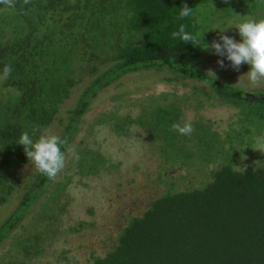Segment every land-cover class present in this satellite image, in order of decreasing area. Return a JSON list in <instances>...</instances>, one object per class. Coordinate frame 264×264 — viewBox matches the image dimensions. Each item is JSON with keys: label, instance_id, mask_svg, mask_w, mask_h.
Segmentation results:
<instances>
[{"label": "trees", "instance_id": "16d2710c", "mask_svg": "<svg viewBox=\"0 0 264 264\" xmlns=\"http://www.w3.org/2000/svg\"><path fill=\"white\" fill-rule=\"evenodd\" d=\"M184 5L193 8V15L181 20L178 13ZM248 17L264 18V0H0V73L11 68L7 78H0V206L14 192L11 174L29 162L23 146L17 144L19 137L43 136L85 77L87 85L67 111L61 138L64 155L101 91L129 74L167 69L215 92L217 98L207 96L196 109H234L237 124L221 133L202 121L194 122L191 135H179L173 125L183 126L180 109L169 103L164 92L155 94L159 102L153 117L124 116L122 123L115 122L112 129L117 133H126L133 122L151 127L164 152L166 148L175 152L177 141L193 137L204 148L202 159L220 164L211 170L204 188L166 193L142 215L129 217L104 255L86 264H264V155L255 153L251 143L252 134L264 140V94L250 98L206 74L197 66L206 64L209 51L200 53L203 45L172 38L183 25L205 43L210 26ZM217 60L212 61L217 64ZM241 70L249 71V66L241 65ZM4 89L15 95L1 100ZM178 152L170 157L179 161ZM76 153L84 176L97 175L105 165V158L93 149L78 148ZM252 156L263 163L237 167ZM158 161L159 173H164L169 161L161 157ZM48 180L36 176L0 226V244L28 215ZM62 188L57 183L52 195L59 196ZM31 248L32 243L24 240L19 250L27 255Z\"/></svg>", "mask_w": 264, "mask_h": 264}, {"label": "rangeland", "instance_id": "374dc122", "mask_svg": "<svg viewBox=\"0 0 264 264\" xmlns=\"http://www.w3.org/2000/svg\"><path fill=\"white\" fill-rule=\"evenodd\" d=\"M232 10L227 9L228 12ZM240 21L238 19L237 22H229L221 27L235 26ZM229 29L236 30H210L209 40L204 44L210 45L213 40L218 41L220 35H228L239 41L238 34L231 33ZM204 52L208 51L201 49L200 53ZM215 58L219 59L209 51L206 64L198 65L197 68L212 76L206 66L219 68L218 64L210 65ZM225 67L218 74L213 71L212 77L221 79L234 88L257 90L254 92L256 95H261L262 92L264 94V82L252 86L247 77L243 76L248 71L229 69L228 65ZM158 74H129L97 95L82 117L71 148L65 155L64 167L54 178H49L28 215L0 244V264H8L10 260L14 264L89 263L93 257L103 256L112 246V241L129 217L142 215L156 198L166 193L176 194L205 187L211 170L218 168L220 163L217 160L205 162L202 159L204 148L202 144H196L193 137L177 141L174 145L175 152L167 148L164 152L162 142L154 141L155 132L151 127L133 122L126 133H117L112 129L115 122L122 123L121 118L124 116L132 119L153 117L152 110L159 102L155 100V94L160 92H164L169 97V103L180 109L182 124L185 121L192 124L202 121L211 130L221 133L228 130L230 125L236 126L234 109L225 106H202L201 109H196L195 106L206 99L208 86L173 79L174 76L167 69ZM88 81V77H85L83 83L73 91L71 98L60 109L57 116L61 117L60 120L57 121L56 118L51 127L43 132V136L55 135L62 138L67 111L74 108L77 95L83 91ZM2 94L8 97L6 90ZM251 138L255 153L264 155L262 137H254L252 134ZM78 148L93 149L105 158V165L97 175L84 176V172L79 169V162L76 161L79 158L76 155ZM177 149L179 161L170 157ZM252 150L253 148L249 153ZM204 156L206 158V154ZM160 157L169 161V167L164 173H159ZM243 160L237 165L239 169L248 164L263 163L253 156ZM39 174L35 165L31 166L30 162L25 166H18L15 175L11 174L14 192L0 206V226L22 201L25 192L33 186ZM59 182L63 186L61 194L53 196ZM24 240L33 245L27 255L19 250Z\"/></svg>", "mask_w": 264, "mask_h": 264}, {"label": "clouds", "instance_id": "9594fccd", "mask_svg": "<svg viewBox=\"0 0 264 264\" xmlns=\"http://www.w3.org/2000/svg\"><path fill=\"white\" fill-rule=\"evenodd\" d=\"M178 15L181 20L189 18L193 15V8L184 5L179 9ZM228 28L237 30L239 41L228 35H220L218 41L213 40L210 45L204 44L201 42L202 36H193L186 31L183 25L178 31L172 33V38L183 43L203 45L202 48L200 47L202 50L210 51L212 55L219 58L217 64L220 68L226 66L225 62L236 71L241 65H248L249 71L243 75L247 77L248 83L257 85L264 82V18L248 17L235 26L213 25L207 31L218 29L223 32ZM10 72L11 68L5 67L0 73V78H7ZM210 73L213 76L211 71ZM173 129L179 135H191L194 130L190 121H185L183 126L174 124ZM17 144L23 146V151L31 166L34 164L40 174L50 179L54 178L64 167L65 155L62 148L65 141L55 135L41 136L34 140L28 133H23Z\"/></svg>", "mask_w": 264, "mask_h": 264}, {"label": "flooded vegetation", "instance_id": "af4514ba", "mask_svg": "<svg viewBox=\"0 0 264 264\" xmlns=\"http://www.w3.org/2000/svg\"><path fill=\"white\" fill-rule=\"evenodd\" d=\"M212 64H214L215 65V62H212V63H210V65H212ZM211 72H217V74L218 73H220V70H221V68L219 67V68H216L215 66H213L212 68H209V66H206ZM209 71V72H210ZM144 72V71H143ZM153 75L155 76V75H159L158 73H153ZM173 79H177V80H179V78H177V77H173ZM170 80H172V78L170 79ZM186 82H188L187 80H185ZM162 82V81H161ZM166 83V82H165ZM199 83H197V85H198ZM202 86H203V84H201ZM201 85H199L200 87H202ZM253 86V85H252ZM255 87V86H254ZM198 89H201V88H198ZM236 89L237 90H240V91H242L243 93H245L248 97H250V98H252V97H254V95H256L255 93H256V91L257 90H255V91H251V90H246V89H241V88H237L236 87ZM252 89V88H251ZM4 90H6V93L8 94V92L10 93L9 95H8V97H5L4 96V94H2V98H1V100H4V98H9L10 96H12V95H15V92H13V90H11V89H4ZM3 91V90H2ZM255 92V93H254ZM259 93H261V92H259ZM207 96H209V95H211L212 97H213V95H214V97H213V99H215V98H217V95L215 94V92H212L211 93V91H210V89L208 90V91H206V93H205ZM262 94H263V92H262ZM66 101H68V100H66ZM63 105H64V103H63ZM63 105L61 106V108L60 109H62V107H63ZM60 109H59V111H58V114H59V112H60ZM58 114H57V116H58ZM59 119H57V121H59L60 120V118L61 117H58ZM55 121V120H54ZM53 121V122H54ZM52 125V124H51ZM51 125L49 126V127H51ZM49 129V128H48ZM189 138H191V137H188V138H186V139H184V140H190ZM193 141H195V143L197 144V141L193 138Z\"/></svg>", "mask_w": 264, "mask_h": 264}]
</instances>
